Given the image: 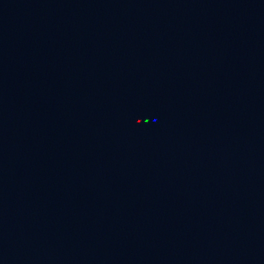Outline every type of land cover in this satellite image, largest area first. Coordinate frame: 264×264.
<instances>
[{
	"label": "water",
	"instance_id": "1",
	"mask_svg": "<svg viewBox=\"0 0 264 264\" xmlns=\"http://www.w3.org/2000/svg\"><path fill=\"white\" fill-rule=\"evenodd\" d=\"M0 264H264V0H0Z\"/></svg>",
	"mask_w": 264,
	"mask_h": 264
}]
</instances>
